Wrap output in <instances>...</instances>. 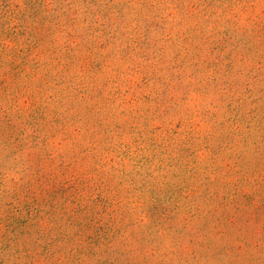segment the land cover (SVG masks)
<instances>
[{
    "label": "rangeland",
    "instance_id": "obj_1",
    "mask_svg": "<svg viewBox=\"0 0 264 264\" xmlns=\"http://www.w3.org/2000/svg\"><path fill=\"white\" fill-rule=\"evenodd\" d=\"M0 264H264V0H0Z\"/></svg>",
    "mask_w": 264,
    "mask_h": 264
}]
</instances>
